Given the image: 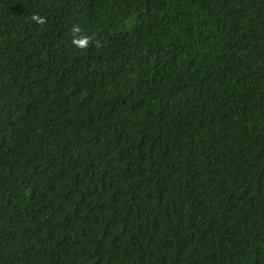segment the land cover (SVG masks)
Wrapping results in <instances>:
<instances>
[{"label":"trees","instance_id":"trees-1","mask_svg":"<svg viewBox=\"0 0 264 264\" xmlns=\"http://www.w3.org/2000/svg\"><path fill=\"white\" fill-rule=\"evenodd\" d=\"M0 264H264V0H0Z\"/></svg>","mask_w":264,"mask_h":264}]
</instances>
